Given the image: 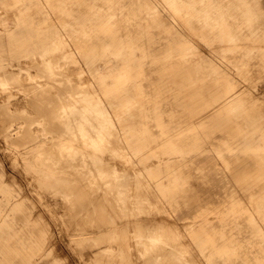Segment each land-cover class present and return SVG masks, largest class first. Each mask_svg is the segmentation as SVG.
I'll return each mask as SVG.
<instances>
[{"label":"bare ground","instance_id":"bare-ground-1","mask_svg":"<svg viewBox=\"0 0 264 264\" xmlns=\"http://www.w3.org/2000/svg\"><path fill=\"white\" fill-rule=\"evenodd\" d=\"M244 2L0 0L12 20L0 28V97L20 83L31 107L1 100L0 134L39 195L62 205L80 256L113 264L112 245L139 259L195 245L217 264H264V52L238 43L261 32L236 15ZM195 35L231 52L207 57ZM2 176L0 264H38L47 229Z\"/></svg>","mask_w":264,"mask_h":264},{"label":"rangeland","instance_id":"rangeland-1","mask_svg":"<svg viewBox=\"0 0 264 264\" xmlns=\"http://www.w3.org/2000/svg\"><path fill=\"white\" fill-rule=\"evenodd\" d=\"M236 1L239 3L241 0ZM244 3L246 4L247 9L240 11L238 10L236 12V15L239 17L241 15H244L245 19L251 22V25H249L248 27H250L252 31L259 28L261 32H256L253 34L251 33V40H239L238 43L240 45L251 44L256 48L255 50L253 49V51L264 52V16L257 11L254 0H245ZM159 7L163 8L162 4L159 3ZM0 11H2L1 7ZM164 11L166 12L167 8L164 9ZM1 17L2 16H0V28H5L12 24L11 18H6L7 20L5 19L6 23L8 24L7 25L5 22H3L5 21L4 18ZM193 20L194 19L191 18V21ZM197 22V27L201 26V24L199 23L202 22L200 20V17H198ZM224 36L225 35H223V37ZM194 37L195 39L193 38L194 41L192 43L193 47L198 51L204 53L207 57H215V53L223 54L231 52L222 50L216 51L212 49V47H215L214 45L218 46L227 42L223 43L224 41L215 40L213 43H209L204 40L205 37L203 35H195ZM221 60V58H217V62H221ZM22 62H24V60H22ZM22 65L23 67L27 66L25 62ZM20 67L14 65L12 68L17 73V76L22 79V77L20 76L25 75L27 70L25 68ZM10 76L11 75L8 74V77ZM240 84L243 85L245 83L240 81ZM6 90L8 91L9 96L3 95V98L0 97V101L2 100L1 102L9 103L11 107L13 109H16L17 111L31 110L27 97L28 92L26 86H24L23 84L21 85L20 83L19 85L7 84ZM22 100L23 102H20ZM17 105H20L21 109L20 106H18V108ZM20 122L21 121H14L12 123V132L16 131L21 126ZM34 127L37 129L36 133L40 134L41 132L38 130V128H41L40 125L35 124ZM10 155V149L8 148L6 142L2 139V136L0 134V173L3 174L2 180L4 181V184H7L15 194H19V196L24 199V204H26L27 206L25 213L27 217H29L31 221H37L39 224L42 225L43 228L47 229L48 235L43 245H47L49 249L46 255L44 256V259L38 264H52L54 260H56L60 264H97V262L94 261L95 256L91 257L86 253L81 254L80 256L78 250H80L84 245H81L79 241H70L68 232H70L71 229L65 228L64 224L62 223V220L65 218L62 205L53 204V199H51V196L46 197L39 195L38 191H36L39 190L38 181L36 179L32 180L30 175L23 170V167L20 162L18 164L14 163V157ZM129 179L131 181L130 187H134L136 184V182H134V178L130 176ZM19 196L14 197V199H20ZM52 209L55 211V215L52 213ZM6 211L11 212L12 215H14L15 213L18 225H21L25 222V217L22 213V210L17 209L16 206L9 205ZM71 245H77V253L73 250ZM121 246L122 245H112L111 249L106 252L107 258L114 259L116 257L118 259L113 264H181V259L184 260V262L182 261V264H217L216 260H208V257H205V255L203 254L196 255L195 249H197V247L195 245L176 246L181 249L172 247L173 245H165V249H167V251H178V253H165L159 255L146 254L145 256L143 255V258L141 259L137 258L135 255L129 256L127 253L123 252L125 250L122 249ZM132 248L144 249L146 247L144 245H139L137 247L133 246ZM147 249L152 250L154 252L159 251L158 247H152ZM179 250H182L183 252L179 253Z\"/></svg>","mask_w":264,"mask_h":264}]
</instances>
